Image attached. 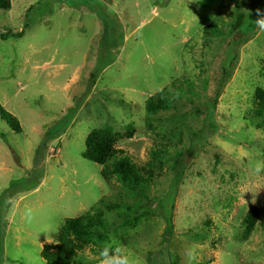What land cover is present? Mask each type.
<instances>
[{
	"label": "rangeland",
	"instance_id": "obj_1",
	"mask_svg": "<svg viewBox=\"0 0 264 264\" xmlns=\"http://www.w3.org/2000/svg\"><path fill=\"white\" fill-rule=\"evenodd\" d=\"M261 18L264 0H11L0 9V100L23 127L0 117V264H48L42 251L64 220L98 207L106 228L73 264H102L109 242L136 264H264V226L245 236L243 224L264 203V127L248 115L264 89ZM212 23L226 33L206 38ZM233 38L213 129L186 156L166 211L174 155L204 126ZM183 78L192 95L177 96ZM163 87L173 101L149 117L146 101ZM98 128L121 132L116 146L139 165L156 143L176 145L141 190L84 157Z\"/></svg>",
	"mask_w": 264,
	"mask_h": 264
},
{
	"label": "trees",
	"instance_id": "obj_2",
	"mask_svg": "<svg viewBox=\"0 0 264 264\" xmlns=\"http://www.w3.org/2000/svg\"><path fill=\"white\" fill-rule=\"evenodd\" d=\"M10 7L11 0H0V9H9ZM243 21V15L241 14L239 21H236L237 25L233 26L234 32L241 33L242 30L240 28L242 27ZM23 31L24 28L20 32H7L6 34H2V36L5 38L11 35L19 36L23 34ZM225 33L226 31L221 29L216 23L209 24L204 29L206 38L220 36ZM234 42H238V40L234 38L231 39L222 59V72L220 73V78L217 80L218 84L216 90L213 92V96H211L207 104L208 112L206 113L204 126L199 132L193 134L191 141L193 144H191L189 148L180 150L174 155L172 165L176 171V181L173 184L174 189H171L172 191H170L165 198L163 207L166 211L175 194L174 190L178 181L177 177H180L183 173L186 156L190 155V153H195L198 143L213 129L214 113L218 102L219 89L225 75L229 72L231 61H233L235 57H230V53L235 44ZM175 88H177L176 91L179 93L177 96H181L187 92H190V95L194 93V84L188 78L180 80V84ZM173 96L174 92L167 87H163L156 94L151 95L146 101L147 115L153 117L160 111L169 108L173 101ZM248 115L255 125L264 127V89L261 86L256 89L253 106L250 108ZM0 117L6 121L13 131L22 132L23 127L19 118L9 111L2 104L1 100ZM0 134L7 140L3 131H1ZM123 136L121 132L115 131L112 128L94 129L86 140V149L83 155L85 158L103 165L102 173L106 178H110L111 175L116 174L122 181L132 184L136 188H140L141 190L145 188L149 189L150 182L153 180L154 176V171L152 170L167 163L172 155V149L175 148L176 144H173L171 141L168 143H156L151 150L150 160L147 161L146 164L139 165L130 154L116 146V142ZM175 137L178 136L176 135ZM45 143L46 139L43 140L42 144ZM113 205L114 208L118 207L116 203L110 204L109 207L113 208ZM106 215L107 211L98 207L90 209L77 217L66 218L59 228L57 243L48 244L44 247L42 251L43 258L48 264H73L79 253L99 234L100 229L106 228ZM166 218L169 227H173L172 217L169 212H166ZM243 224L245 226V236H248L258 224L264 226V203L251 206L243 217ZM151 260L154 261V258H151Z\"/></svg>",
	"mask_w": 264,
	"mask_h": 264
},
{
	"label": "clouds",
	"instance_id": "obj_3",
	"mask_svg": "<svg viewBox=\"0 0 264 264\" xmlns=\"http://www.w3.org/2000/svg\"><path fill=\"white\" fill-rule=\"evenodd\" d=\"M257 27L264 30V18L256 21ZM260 171V168H257ZM134 254L123 247L116 246L114 243H107L99 250L98 258L102 260V264H136Z\"/></svg>",
	"mask_w": 264,
	"mask_h": 264
}]
</instances>
